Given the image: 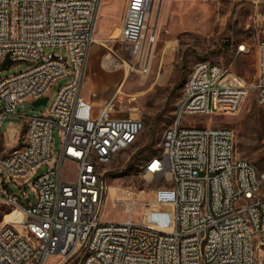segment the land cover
<instances>
[{
	"label": "built area",
	"instance_id": "1",
	"mask_svg": "<svg viewBox=\"0 0 264 264\" xmlns=\"http://www.w3.org/2000/svg\"><path fill=\"white\" fill-rule=\"evenodd\" d=\"M156 1L126 0L117 34L142 73L155 41L148 21ZM98 3L0 0V67L6 58L28 65L0 78V123L24 101L45 97L47 103L52 84L69 76L45 111L23 116V144L0 151V204L12 215L0 222V264H44L77 251L79 264H264V173L235 156L232 129L184 123L185 115L235 113L250 89L264 104V38L251 84L219 64H194L191 88L176 104L159 154L141 165L157 183L152 204L172 208V228L134 222V202L126 204L123 222H103V166L133 142L142 122L115 115L116 93L97 112L82 95ZM47 48L64 55H44ZM245 50V43L236 44V53ZM54 128L60 145L52 155ZM64 162L73 165L71 179L63 175ZM43 166L28 181L33 198L22 203L11 186L23 194L22 183Z\"/></svg>",
	"mask_w": 264,
	"mask_h": 264
},
{
	"label": "rangeland",
	"instance_id": "2",
	"mask_svg": "<svg viewBox=\"0 0 264 264\" xmlns=\"http://www.w3.org/2000/svg\"><path fill=\"white\" fill-rule=\"evenodd\" d=\"M240 3L250 2L193 0L185 8L192 9L196 20L189 22L196 26L186 27L181 31L176 25L180 5L172 4L171 0H157L148 21L149 29L155 32V41L148 56L145 73L135 68V57L123 49L117 33L115 34L121 20V15L117 16L115 1L108 11L98 12L95 36L100 38L103 52L110 53L111 56L87 57L81 91L91 92L94 105L98 108L120 88L121 92L118 91L115 98V115H133L132 117L139 118L142 122V128L133 142L103 166V176L108 186L101 211L103 222H123L127 218L126 204L134 202V222L164 231L172 228V208L152 204L153 189L157 183L141 171V165L149 156L159 154L162 133L172 123L176 104L184 93L194 64L201 61L216 63L239 76L245 83L254 82L257 43L264 38V2L258 3L262 13L259 19L257 15H250V9ZM239 42L246 44V50L236 53L235 46ZM50 52L64 55V51L59 48L42 50L44 55ZM27 68L28 65L23 62H14L9 68L0 70V78ZM68 80L69 76L52 84L47 93V103L34 107L32 102L24 101L16 109L15 116L2 120L0 151H11L23 144V116L38 115L45 111L58 88ZM184 123L210 124L232 129L235 156L246 158L264 173V104L257 102L254 89L249 90L243 103L233 114L185 115ZM59 145V130L54 128L52 155L58 152ZM45 168L46 166L41 167L22 183L21 187H25L23 194L11 186L22 203H27L34 196L28 181H32ZM72 169V164L64 162L65 178L73 177ZM8 212L9 208L0 204V222L4 215L5 219L11 216ZM81 257V251L69 258L49 256L44 264H79Z\"/></svg>",
	"mask_w": 264,
	"mask_h": 264
},
{
	"label": "crops",
	"instance_id": "3",
	"mask_svg": "<svg viewBox=\"0 0 264 264\" xmlns=\"http://www.w3.org/2000/svg\"><path fill=\"white\" fill-rule=\"evenodd\" d=\"M114 1L116 4L117 16L121 15V17H122V13L124 11L126 0H99L98 9H97V16H98V12L101 13L103 10L108 11L112 7V4L114 3ZM236 1H240V0H236ZM247 1H249L250 3L249 4L240 3V5H243L244 7H248V9H250V15H252V16L257 15V17L259 19V16H262V13H261L260 7L258 6V3L264 2V0H247ZM191 2H193V0H171L172 4L180 5L179 12L176 15V19H177L176 25H178L181 28V31H184L186 27H191V26L195 27L196 26V25H190V22H189L190 20H196V17L192 14L193 13L192 9L191 8H188V9L185 8ZM120 26H121V20H120ZM119 29H120V27H119ZM119 29H118V32H119ZM118 32L116 31L115 34L116 33L118 34ZM115 34H113V35H115ZM113 35H109V36H113ZM100 44H101L100 40H99V42L93 43L88 49L87 57L88 56H111L110 53H104L103 52V48ZM82 95L86 100H88L89 102L92 103L93 108H94V112H97L100 107L97 108L94 105L95 102L92 99V93L91 92L82 93Z\"/></svg>",
	"mask_w": 264,
	"mask_h": 264
},
{
	"label": "bare ground",
	"instance_id": "4",
	"mask_svg": "<svg viewBox=\"0 0 264 264\" xmlns=\"http://www.w3.org/2000/svg\"><path fill=\"white\" fill-rule=\"evenodd\" d=\"M95 32L96 31H94V42H99V38L97 37V36H95ZM135 63V62H134ZM128 64V63H127ZM124 66V65H123ZM128 66V65H127ZM135 68H138L139 69V67H138V65L136 64V67ZM134 69V68H133ZM129 71V70H128ZM127 74V69H126V67H125V75ZM118 88V87H117ZM190 88H191V74L189 75V77H188V80H187V83L185 84V87H184V90H190ZM118 91H120L121 92V89L120 88H118V90H116V92L115 93H117ZM133 115H131V117H132ZM14 214H18L17 213V211H15L14 212ZM12 216V215H11ZM10 216V217H11ZM9 217V218H10ZM8 219V218H7ZM6 219V220H7Z\"/></svg>",
	"mask_w": 264,
	"mask_h": 264
},
{
	"label": "water",
	"instance_id": "5",
	"mask_svg": "<svg viewBox=\"0 0 264 264\" xmlns=\"http://www.w3.org/2000/svg\"><path fill=\"white\" fill-rule=\"evenodd\" d=\"M10 64H11V60L8 59V58H6V59L4 60V62L2 63V65H1V67H0V70H2V69H7L8 66H9ZM45 103H46V98L43 97V98H40V99H38V100L32 102V105H33L34 107H36V106H40V105L45 104Z\"/></svg>",
	"mask_w": 264,
	"mask_h": 264
}]
</instances>
